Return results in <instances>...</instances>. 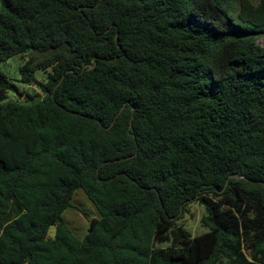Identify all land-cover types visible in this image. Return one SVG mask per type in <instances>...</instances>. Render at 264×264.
<instances>
[{"label":"trees","instance_id":"obj_1","mask_svg":"<svg viewBox=\"0 0 264 264\" xmlns=\"http://www.w3.org/2000/svg\"><path fill=\"white\" fill-rule=\"evenodd\" d=\"M260 37L264 0H0V64L43 92L0 71V264H264Z\"/></svg>","mask_w":264,"mask_h":264},{"label":"rangeland","instance_id":"obj_2","mask_svg":"<svg viewBox=\"0 0 264 264\" xmlns=\"http://www.w3.org/2000/svg\"><path fill=\"white\" fill-rule=\"evenodd\" d=\"M257 45L264 48V38L260 37ZM26 56H14L0 64V71L4 77L12 84V89L5 93L4 101H28L43 95L38 84H25L20 82L18 68L21 66ZM46 71L37 70L34 76L40 82L45 79ZM205 214L204 207L197 203L191 202L185 206L184 213L180 219L176 221L183 230L188 232L190 237L197 236L206 231L201 224V217ZM62 220L70 229L71 233L77 239H82L86 234L89 221L98 218L99 214L93 204L87 199L84 192L77 188L73 191L69 205L61 214ZM53 227L49 229L47 237L53 233ZM167 243L156 244V247L166 248Z\"/></svg>","mask_w":264,"mask_h":264},{"label":"water","instance_id":"obj_3","mask_svg":"<svg viewBox=\"0 0 264 264\" xmlns=\"http://www.w3.org/2000/svg\"><path fill=\"white\" fill-rule=\"evenodd\" d=\"M129 127H130V123H129ZM229 177H230V178H236V179H238V178H239V176H238V175H230Z\"/></svg>","mask_w":264,"mask_h":264}]
</instances>
